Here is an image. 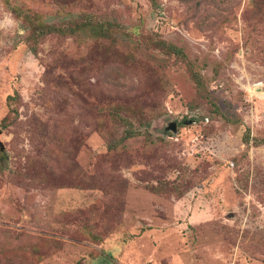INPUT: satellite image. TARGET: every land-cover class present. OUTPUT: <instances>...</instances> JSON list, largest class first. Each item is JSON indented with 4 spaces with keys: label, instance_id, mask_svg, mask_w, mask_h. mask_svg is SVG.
Listing matches in <instances>:
<instances>
[{
    "label": "rangeland",
    "instance_id": "obj_1",
    "mask_svg": "<svg viewBox=\"0 0 264 264\" xmlns=\"http://www.w3.org/2000/svg\"><path fill=\"white\" fill-rule=\"evenodd\" d=\"M26 14L108 32L33 50ZM246 127L264 139V0H0V264H264Z\"/></svg>",
    "mask_w": 264,
    "mask_h": 264
},
{
    "label": "trees",
    "instance_id": "obj_2",
    "mask_svg": "<svg viewBox=\"0 0 264 264\" xmlns=\"http://www.w3.org/2000/svg\"><path fill=\"white\" fill-rule=\"evenodd\" d=\"M18 16L23 14V11L16 12ZM27 19H24L23 28L25 31V42L35 50L32 41H37L45 37L49 33H59V34H67L68 32L74 34L79 32L80 30H90L94 36L96 37H105L107 36L108 28L104 24L98 23L97 25H92V21L90 19H86L85 22L76 23L73 26H68L67 24L60 25H45L44 19L38 15L26 14ZM90 26V27H89ZM157 47L163 50L168 55H174L176 58H179L183 62L190 63L188 57L186 56L184 49L175 45L174 43L166 42L162 39H159L157 42ZM193 75V74H192ZM194 77V76H193ZM195 78V77H194ZM188 116L185 115L183 119H186ZM194 117V116H193ZM194 118L191 117V121ZM245 133L243 134L242 141L246 144L251 143L253 146H259L264 144V139L249 136V128L246 127ZM131 131L126 128L124 130L123 138H127L131 135Z\"/></svg>",
    "mask_w": 264,
    "mask_h": 264
},
{
    "label": "water",
    "instance_id": "obj_3",
    "mask_svg": "<svg viewBox=\"0 0 264 264\" xmlns=\"http://www.w3.org/2000/svg\"><path fill=\"white\" fill-rule=\"evenodd\" d=\"M166 129L175 132L177 130V122L175 120L169 122L168 125L166 126ZM3 148L4 146L0 140V150H2Z\"/></svg>",
    "mask_w": 264,
    "mask_h": 264
}]
</instances>
